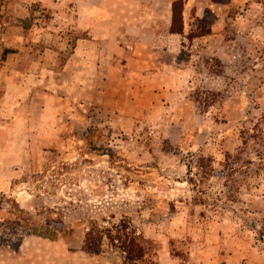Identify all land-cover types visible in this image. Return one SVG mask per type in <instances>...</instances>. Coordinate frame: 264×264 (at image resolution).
I'll return each instance as SVG.
<instances>
[{"label": "rangeland", "instance_id": "rangeland-1", "mask_svg": "<svg viewBox=\"0 0 264 264\" xmlns=\"http://www.w3.org/2000/svg\"><path fill=\"white\" fill-rule=\"evenodd\" d=\"M79 1L0 0V264H125L83 250L123 219L157 264H264V0L192 15L144 82L78 67Z\"/></svg>", "mask_w": 264, "mask_h": 264}, {"label": "crops", "instance_id": "crops-1", "mask_svg": "<svg viewBox=\"0 0 264 264\" xmlns=\"http://www.w3.org/2000/svg\"><path fill=\"white\" fill-rule=\"evenodd\" d=\"M245 1L229 3L240 6ZM214 7L225 11L229 6L214 0H184V32L186 20L192 15L204 19ZM78 15L83 31L89 35L77 46L76 59L78 67L84 66L83 71L86 66L95 73V67L105 57L101 52L103 45L108 58L117 62L111 67L115 65L125 79L157 81L166 72L175 74V68L180 67L176 59L185 37L172 31L174 0H88L87 4L83 0L78 2Z\"/></svg>", "mask_w": 264, "mask_h": 264}, {"label": "trees", "instance_id": "trees-1", "mask_svg": "<svg viewBox=\"0 0 264 264\" xmlns=\"http://www.w3.org/2000/svg\"><path fill=\"white\" fill-rule=\"evenodd\" d=\"M175 1L177 0H174L172 31L183 33L184 21L182 11L184 1L178 0L183 3L179 12L175 9L177 3ZM214 1L217 2V0ZM177 14H179L181 20L179 27H176ZM205 35L206 33L200 34V36ZM59 234L58 230L50 228L49 225L46 226V230L36 231L37 236L50 240H56ZM262 242L264 243V240ZM105 245L118 249L124 257L125 264H157L151 257V251L153 250L152 242L146 240L142 235H137V232L131 228L130 223L124 219L108 228L92 226L86 232L83 250L99 254L103 252Z\"/></svg>", "mask_w": 264, "mask_h": 264}]
</instances>
